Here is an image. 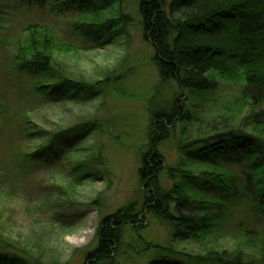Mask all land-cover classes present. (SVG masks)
<instances>
[{
	"label": "rangeland",
	"instance_id": "obj_1",
	"mask_svg": "<svg viewBox=\"0 0 264 264\" xmlns=\"http://www.w3.org/2000/svg\"><path fill=\"white\" fill-rule=\"evenodd\" d=\"M127 7L134 18L128 32L103 38L99 46L75 31L81 20L74 10L57 14L26 0H0L1 264H90L86 255L97 247L101 218L131 204L138 213L142 207L145 189L136 174L151 112L188 101L195 113L191 126L180 125L159 147L175 165L179 149L193 139L199 142L197 134L207 121L240 97L241 83L216 75L209 77L216 90L205 96L207 106L174 83L160 85L154 50L138 27L137 0ZM35 24L65 47L55 54L50 73V81L63 79L73 88L65 96H35L36 79L14 64L23 31ZM244 111L235 112L239 129ZM252 129L246 133L264 143V131ZM239 214L193 242L177 236L167 222L139 213L137 224L123 227L111 263L103 264L162 258L199 264L209 251H241L244 262L264 263V239L244 237L235 226Z\"/></svg>",
	"mask_w": 264,
	"mask_h": 264
},
{
	"label": "trees",
	"instance_id": "obj_2",
	"mask_svg": "<svg viewBox=\"0 0 264 264\" xmlns=\"http://www.w3.org/2000/svg\"><path fill=\"white\" fill-rule=\"evenodd\" d=\"M26 1L57 14L76 11L81 22L75 31L99 46L103 38L128 32L134 22L127 10L130 0ZM136 15L143 38L154 50L152 62L160 85L174 83L206 106L205 96L216 90L210 76L242 85L239 99L222 107L198 132L200 141L193 139L179 149L175 165L168 163L159 147L180 125L191 126L195 113L188 109V101L151 112L147 145L139 155L136 174L145 189L139 213L146 211L167 222L177 236L198 242L239 212L236 229L253 241H263L264 143L246 129L264 131V110H260L264 107V0H137ZM47 31L36 24L27 27L23 45L16 46L14 64L36 79L35 96H65L73 90L69 82L50 81L55 54L65 47ZM243 108L247 116L239 129L234 116ZM139 213L131 204L101 218L97 247L86 261L111 263L123 227L137 224ZM240 252L209 251L199 264H264L244 262ZM148 264L180 263L162 258Z\"/></svg>",
	"mask_w": 264,
	"mask_h": 264
}]
</instances>
